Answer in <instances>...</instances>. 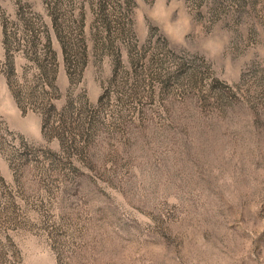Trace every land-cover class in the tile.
Segmentation results:
<instances>
[{"label":"rangeland","instance_id":"1","mask_svg":"<svg viewBox=\"0 0 264 264\" xmlns=\"http://www.w3.org/2000/svg\"><path fill=\"white\" fill-rule=\"evenodd\" d=\"M104 1L0 58V264H264V0Z\"/></svg>","mask_w":264,"mask_h":264},{"label":"trees","instance_id":"2","mask_svg":"<svg viewBox=\"0 0 264 264\" xmlns=\"http://www.w3.org/2000/svg\"><path fill=\"white\" fill-rule=\"evenodd\" d=\"M78 1H84V0H44L45 5L49 7V9H51V11L56 15L57 19L60 20V22L62 20L63 13L68 14L66 18L69 19L71 22L75 20L74 16H72L73 14L71 13L72 12L74 13V9H75L74 5ZM127 2L128 0H125V3H123V6L119 4L118 5L119 8L117 9L115 8L108 9L105 4V1L103 3L100 2V4H98L97 6L98 11L96 13L98 14L97 17L99 21L101 22V24L105 25L106 23L105 26L108 27L109 21H112V19L113 20L116 19L115 21L117 24L121 22H125L127 19H130L128 17H129V14L133 10V6H131V2H129V4H127L126 6ZM59 9H63V10L59 11ZM18 14H20L18 16L25 15L28 17V18H25L23 16V18H25V28H26L25 31H27L28 38H24L23 43L20 42L19 40L17 41L16 38H8V47H9V49L7 50L8 57H13L14 53L17 50H20L19 46H22V49L24 50L26 54H29V55L34 54V49L38 45L39 51H37V54L39 56V63H40L39 66L42 68V72L40 73V75H41V78L44 79L46 68H50L52 66L51 63L55 62L54 61L55 54L52 50L49 39L42 38L43 37L42 34H45V28L43 27L44 24L42 22L41 15L40 14L37 15V13H35L32 10L31 4H29L28 2H22V1L19 4ZM35 16H37L36 18L39 21V28H37V26H34L33 22L31 21V19L35 18ZM32 31H33V34L31 33ZM40 38H41V42L39 40ZM80 38H81V35H80ZM7 67L9 68L10 73L14 71V67L12 63L9 62V60L7 63Z\"/></svg>","mask_w":264,"mask_h":264},{"label":"crops","instance_id":"3","mask_svg":"<svg viewBox=\"0 0 264 264\" xmlns=\"http://www.w3.org/2000/svg\"><path fill=\"white\" fill-rule=\"evenodd\" d=\"M26 1L29 4H31L32 6H34V4L32 3L34 1H38V3H39V6H40L39 14L41 15L42 22L44 24L43 27L45 28V34H43L42 38H48V39L50 38L49 42L51 44L52 50H53V52L55 54V58H56L54 63H56L55 65H57L58 64V60H59L57 55L59 54V51H60V54H63L62 53L63 48H62L61 40L64 37H63L62 25L60 23V20H58L56 15L51 11V9H49V7H47L45 5L44 0H26ZM2 2L3 1L0 0L1 6H3ZM62 10L63 9H59V11H62ZM71 14H73L72 16H74V14L78 15V13H73V12ZM96 16L97 15L95 14V16L93 15L91 17H96ZM18 17H20V16H18ZM74 18H75V16H74ZM74 21H76L78 24H80L79 18H77V20L75 19ZM93 22H95V20H93ZM89 23H91V19L89 20ZM72 24H71L72 25L71 27H72V30H74V23H72ZM105 25H106V23H105ZM109 28H110V25H109ZM0 29H1V31H0V50H1V53H3L2 56L0 55V58L3 57V56L8 57L7 50L9 49V47H8V38H9V36L7 35V30L4 29L3 25L1 24V22H0ZM76 29H77V27H76ZM23 30H25V26H23ZM89 31H90V29H89ZM73 32L76 33L75 36L77 35V36L80 37V34H78V31H72V34H73ZM90 33H92V32L90 31ZM70 35H71V33H70ZM53 38L57 39V42H58V45H59L58 46L59 47L58 48L59 51L56 49V46L54 45ZM90 38H92V37H90ZM19 56L24 57V59L26 61V58H25L26 55L23 54V55H19ZM8 60H9L10 63H12L13 67L18 68L16 62H14V60H13V57H8ZM59 64H60V62H59ZM55 67H57V66H55ZM45 75H48V74L45 72Z\"/></svg>","mask_w":264,"mask_h":264}]
</instances>
